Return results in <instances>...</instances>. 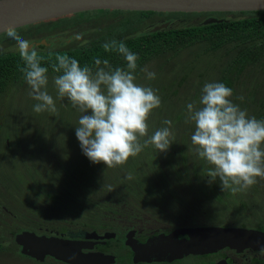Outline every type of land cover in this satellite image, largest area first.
<instances>
[{
    "label": "rangeland",
    "instance_id": "obj_1",
    "mask_svg": "<svg viewBox=\"0 0 264 264\" xmlns=\"http://www.w3.org/2000/svg\"><path fill=\"white\" fill-rule=\"evenodd\" d=\"M97 13L98 11L94 10L87 13L84 12V14H77L76 18H66L68 15L62 16L61 18L58 17V21L61 24H70L69 26L67 25L66 31H62L60 34L52 31L46 37L42 36L41 39L47 38V41L49 42L48 46L59 47L68 45L73 40L68 32H71L69 30L74 29L76 26L74 23H86L87 27L90 28L96 25H105V23L110 20L109 18L95 20V17H100L101 15V12L98 15ZM151 16L154 20L159 21L163 14L158 13L154 16L151 14ZM58 18H54V21L56 22ZM71 24H74V26ZM35 26L37 25L34 24L32 27ZM46 28L48 31L52 30L50 25ZM61 30L65 29L62 27ZM5 39H7V37H5ZM5 39H2V41ZM36 41L37 40H30L28 42L30 45L36 43ZM13 49L19 50L17 41L12 44H10V42L0 44V51ZM204 49L205 46L203 44H198L183 49V51L176 56L172 57L169 55L171 57L168 56L153 59L146 65V67L149 71L156 74L155 79H148L146 73L143 71L140 74L141 76L137 77L136 82L138 84L152 87L157 91V95L161 98L160 107L154 109L149 116L148 136H151L161 127H169L163 124L165 119L172 121L170 126L172 132V137L170 139L172 140V144L170 145L171 148L169 147L167 150L169 152V158L161 157L162 161L155 163V157L152 158L151 154L147 156L149 152L145 151V147L138 155L130 157L125 164L120 165V167L115 170V176H107L106 183L110 187V190L118 197L117 201L119 204V210L122 207H129L133 211L135 208L138 209L139 205L141 207V204H144L146 206L154 207L153 209L156 211V214L162 215V211L166 208L160 206L157 201H155V207L151 195L143 191L141 188L143 184L142 181L149 178L147 175H152V180L156 182L158 177L157 171H161V173L165 174V177H167L166 175H170L169 178H172L173 181H175L174 185H177L176 181L179 180L180 183L178 187L181 191L185 192L187 189L193 190V197L190 198V202H194V211H196L195 196L202 195L206 192L205 198L208 200L210 199L207 202L209 206H204L208 220H224L231 222V215L241 213L242 221L244 222H232L264 229V179L257 177V183L251 187L237 192H227L224 199L226 201L231 200L228 203L233 205V207L230 208H225L222 204L218 208L213 207L211 199H220L221 201L220 196L222 195L223 197L224 192L222 188L214 190L203 181L205 180V174L207 173L206 171L209 170V167H204V165L208 163L198 156L196 146L191 142V136L194 132V124L192 122L185 123L188 111L186 106L188 103L192 102H196L197 107L199 106L198 101L201 95V89L206 82H214L215 77L218 78L216 74L219 73V68H215V66L220 60L223 62L227 59L223 50L211 54L204 53V57H201L200 52H203ZM254 72H256V74ZM254 72L251 73L256 77L259 75V77L263 78L264 75L258 74L261 73V68L259 66L254 69ZM47 75V91L54 98L56 106L55 112L45 111L42 113H36L33 111V106L37 101L32 99L29 95L31 89L26 81L22 84L11 86L1 95L0 155L7 157L9 150L6 149L8 146L12 145L10 148L12 149L13 147L14 149L15 146L20 144L21 146L15 151H17L19 155L30 154L29 157H33L31 158V161L26 159V162L21 167V171L17 172V170H15V173L9 172V177L12 178L18 177L16 174L23 175V177L21 176L20 179H17L19 180L20 185L21 183L24 185L27 184V175L28 172L31 171L30 169L27 171V166L32 164L31 166L37 167L35 164L36 161L34 160L36 158L38 160V165L40 164L41 168L43 165L46 166L48 162L51 166V170L46 171L45 169L43 174L44 180L40 181L41 183L54 181L59 184L63 179V171L67 173L68 171L75 169L81 171L84 170L87 174L85 176L86 179L84 180L85 183L87 182L86 185L81 186L82 189H79L76 192V195L69 196L82 202V206H84L83 208L89 209V212L93 213L92 210L95 209V205H93L92 198L88 195H101L98 192L100 188L94 186L95 182L93 180L99 181L97 177L106 174V169L109 168L103 163H100V165L94 164L88 158H85L80 142L75 134V127L78 126V120L82 113L72 106L67 97L63 99L58 97L53 82L54 77L57 75L52 72H48ZM254 75L251 76L250 81L255 83ZM251 84L252 83H250V85ZM250 115L256 117V115ZM148 136H145L146 138H140V143L143 144ZM147 148L149 151L151 149H156L153 145H148ZM158 153L160 152L157 150L156 155ZM38 157L41 158L40 161ZM148 157L149 159H147ZM68 160L72 161L70 162ZM87 161L92 163L91 168H83ZM60 162H65L66 167L68 168L63 170L54 168ZM160 165L167 167L161 168ZM122 166H127V169ZM173 167L174 169L172 170ZM91 172H95V174H91ZM129 173H131L132 179H127ZM70 184H73V186H80L81 182L79 180L71 179ZM93 186L95 187V190ZM147 186L150 187V185ZM91 188H93V193L88 191V189L90 190ZM23 189L27 191L26 193L28 195H32L28 193L27 187H24ZM66 196L68 195H65L64 197ZM6 197L11 199L14 198V196L11 197V194H7ZM38 197L40 199L36 200L37 203L38 201L46 199L45 193ZM32 198H36V196L34 195ZM200 198L201 200L205 199L204 197ZM241 199L245 201L242 203ZM105 200V195L95 199L97 204L98 202L102 204ZM3 201L8 203V200ZM12 201H20L19 196ZM201 206L203 205L201 204ZM241 206H243V208ZM237 207L240 210H238ZM169 210L172 212L175 211L168 206L167 212H169ZM15 211L17 212V210ZM196 212V217L194 219H198L201 216L197 215L200 214L201 211ZM15 213L13 210L0 212V221L5 222L6 224L7 221L10 224L13 221L18 223V220L14 218ZM128 213L131 212L125 210L124 216ZM149 214H152V212ZM2 239H6V241L12 240V234H10L9 230H0V240ZM0 264H36V262L34 263L30 258L24 256L19 251H6L3 252V256L0 257Z\"/></svg>",
    "mask_w": 264,
    "mask_h": 264
},
{
    "label": "trees",
    "instance_id": "obj_2",
    "mask_svg": "<svg viewBox=\"0 0 264 264\" xmlns=\"http://www.w3.org/2000/svg\"><path fill=\"white\" fill-rule=\"evenodd\" d=\"M91 11H86V13ZM97 11V15L100 12L101 15L100 17H95V20L110 19L105 25L101 24L88 28L86 23H74L76 26L73 30H69L71 32H68L73 40L68 45L53 47L41 44L33 46L32 48L36 49L38 57L41 58V66L47 67L49 69L48 72L59 75V73H56L52 69V65L57 63L56 57L58 55H66L78 60L82 67L88 65L95 68L94 58L101 61L108 60L113 68L126 67V61L120 54L115 51H106L103 48L105 43L115 40L123 42L130 51L138 55V67L135 75L139 77L141 76V69L145 68L153 59L168 57L169 55L173 57L180 54L183 49L203 44L205 49L203 52H200L201 57H204V53L211 54L220 50H223L227 56L225 61L222 62L220 60L215 66V68H219V73H217L218 75L216 74L218 78L215 77L214 82H222L230 87L233 90L231 99L241 109L246 110L248 114L256 115L257 119H264V76L263 78L259 77V75L256 77L251 73L259 66L261 73L258 74L264 75V10L241 12H158L102 9ZM80 13L84 14V12ZM80 13L65 16L66 18H76V15ZM158 13L163 14V16L160 17L159 21H156L151 14L154 16ZM212 15L218 17V19L206 22V19ZM54 20L50 19L34 23L37 25L35 27H32L34 24H31L10 31H14L18 37L25 41H41L42 36L46 37L52 31L60 34V32L66 31L67 25H70L69 23L67 25L61 24L58 21L59 18L56 20L57 23ZM164 23L169 24L161 26ZM74 24L71 25L74 26ZM48 25L51 26L52 30H47L46 27ZM158 25L161 27L155 29ZM62 27L65 30H61ZM10 31L0 34V44H5L6 42L12 44L17 41L16 38L9 35ZM2 39L5 40L2 41ZM24 66V61L18 49L0 51V100L1 95L11 86L22 84L25 81L24 75L20 71ZM254 73L256 74V72ZM252 75H254L255 83L250 81ZM250 83L252 84L250 85ZM241 96L244 98L243 100L239 99ZM250 114L249 116H251ZM10 146L12 145H9L6 149L9 150L7 157L0 155V212L13 210L15 213V210H17L14 218L18 220V223L13 221L10 224L7 221L6 224L0 221V230L7 229L10 234H15L18 230L22 231L21 229H33L25 219L28 215L29 207L33 208L35 216L37 212L39 222H47V219L43 218L41 214L40 204L36 203V199L32 198V196H39L44 193L38 191L42 187L40 181L44 180L43 174L45 169L46 171L51 170V166L48 162L46 166L43 165L41 168L40 164L38 165L37 158L34 159L37 167L31 166L32 164L27 166V171L28 169L31 170L27 175V184L21 183L20 185L17 179H20L23 175L16 174L18 177L12 178L9 177V172L15 173V170L17 172L21 171V167L26 162V159L31 161L33 157H29L30 154L19 155L15 150H18L21 146L20 144L15 146L14 149L13 147L11 149ZM145 151L149 152L147 156L151 154L152 158L155 157V163L161 162V157L169 158L168 151L160 152L157 155L156 149L149 151L146 147ZM38 158L40 161L41 158ZM85 158L87 157L85 156ZM68 161L71 162L72 160ZM60 166L58 163L54 168L58 170L68 168ZM91 167L92 163H89V161L83 166L86 169ZM118 167L120 165L106 169V174L97 177L99 181L93 180L95 182L94 186L100 188L98 192L101 195H105L107 200L112 203L118 202L117 195L110 190V187L106 183V177L115 176V170ZM204 167H209L210 169L212 166L205 164ZM123 168L127 169V166ZM157 172V183L163 182V185H165L167 183V180H164L165 174L161 173V171ZM206 172L205 180L203 181L214 190L221 188L218 179L215 182L209 183L208 170ZM91 174H95V172H91ZM86 175L84 170L81 171L79 169L71 170L67 173L63 171V179L59 184L70 189L72 187L70 180L72 179L81 182L78 187L85 186L87 183L84 182ZM147 176L149 178L143 181H153L152 175ZM52 184L57 185L55 182H52ZM24 187H27L28 193L32 195H28L27 191L23 189ZM93 188L88 189V191L93 193ZM230 191L231 189L223 191L224 197ZM7 194H11V197L14 196V198L19 196L20 201L13 202L14 198H7ZM3 200H8V203ZM206 201L208 202L209 200L206 199ZM243 201L245 200L241 199L242 203ZM241 207L243 208V206ZM237 209L240 210L238 207ZM195 217L196 214L193 213V218ZM206 221H210L207 214Z\"/></svg>",
    "mask_w": 264,
    "mask_h": 264
},
{
    "label": "clouds",
    "instance_id": "obj_3",
    "mask_svg": "<svg viewBox=\"0 0 264 264\" xmlns=\"http://www.w3.org/2000/svg\"><path fill=\"white\" fill-rule=\"evenodd\" d=\"M20 56L25 66L20 69L37 101L33 111L55 112L54 98L48 93L47 67L41 66L35 48L18 37ZM106 51H115L126 61V67L113 68L108 60L94 58L95 68L81 66L75 58L58 55L52 69L59 73L53 79L58 97L67 99L82 115L75 134L83 154L94 164L107 168L125 164L143 148L153 145L166 152L172 144L171 120L148 136V119L159 108L161 98L150 86L136 82L138 55L123 42L105 43ZM103 65V66H102ZM148 79L156 74L147 69ZM233 90L222 82H206L198 101L187 104L185 123L194 124L191 142L198 156L212 167L208 170L209 183L217 179L223 191L237 192L264 179V119L249 116L248 112L233 103ZM240 100L244 98L239 97ZM148 136L143 144L140 138ZM127 179H132L131 173Z\"/></svg>",
    "mask_w": 264,
    "mask_h": 264
},
{
    "label": "flooded vegetation",
    "instance_id": "obj_4",
    "mask_svg": "<svg viewBox=\"0 0 264 264\" xmlns=\"http://www.w3.org/2000/svg\"><path fill=\"white\" fill-rule=\"evenodd\" d=\"M60 164L62 167L66 166L65 162H60L59 166ZM160 167L166 168L167 166L160 165ZM166 176L165 178L164 175V180H167L165 185L163 182L157 183L156 179V182L143 181L141 187L143 191L151 195L154 203L157 201L160 206L166 208L162 211V215L156 214L154 207L144 204L133 211L129 207H122L121 211L118 202L112 203L107 198L104 203L98 202L97 204L95 199L102 195L94 194L90 195V198H92L95 209L92 210L93 213H90L89 209L83 208L82 202L69 196L76 195V192L81 190L79 185L73 186L72 184L69 189V187L57 183V185L52 184L54 181L43 182L38 191L47 195L45 194L46 199L38 201V204H40L41 214L43 218L47 219V222H39L37 212L35 216L33 208L29 207L25 219L33 229L21 230L32 231L40 236H56L80 241V244L75 246L77 252H74V256L77 259L94 257L95 260L92 264H225V262L226 264H264V249L245 248L239 250L227 245L210 252H194L189 250L185 244H172L173 240L184 241V239L190 238L189 234L182 232L183 228L237 226L263 231L264 229L232 222H244L241 213L231 215V222L224 220L207 222L204 206H209V204L205 198L206 192L195 196L196 211H201L200 214H197L201 215L200 218L195 220L192 214L196 212L194 211V202H190L193 190L181 191L178 187L180 181L177 180V185H174L175 181L169 178L170 175ZM65 195L68 196L64 197ZM200 197L205 199L202 201ZM220 197L221 201L220 199H211L213 207L218 208L221 204L225 208L233 207L226 202L224 195ZM35 199L40 198L36 196ZM168 206L175 211L167 212ZM125 210H129L131 213L124 216ZM150 212L152 214H149ZM19 232L20 230L15 234L11 233L12 240H0V257L6 251H19L36 264H78L61 260L52 254H45L43 258H37L23 252V245L16 240ZM171 249L175 250L177 257H173L175 254ZM89 257L88 259H90Z\"/></svg>",
    "mask_w": 264,
    "mask_h": 264
},
{
    "label": "water",
    "instance_id": "obj_5",
    "mask_svg": "<svg viewBox=\"0 0 264 264\" xmlns=\"http://www.w3.org/2000/svg\"><path fill=\"white\" fill-rule=\"evenodd\" d=\"M114 9L158 12H241L264 10V0H0V34L34 23L91 10ZM209 16L206 22L216 21ZM164 23L161 26H166ZM161 26H156L155 29ZM48 44L46 38L33 46ZM189 239L173 240L172 244H185L194 252H210L230 245L239 250L264 249V231L248 227L207 226L183 228ZM16 240L23 245V252L43 258L45 254L56 255L64 261L80 264L94 263V257L77 259L74 252L80 241L56 236L38 235L22 230ZM217 245V246H216ZM214 246V247H213ZM175 254V250L171 249ZM178 255H173L177 257ZM226 264V262H225Z\"/></svg>",
    "mask_w": 264,
    "mask_h": 264
}]
</instances>
